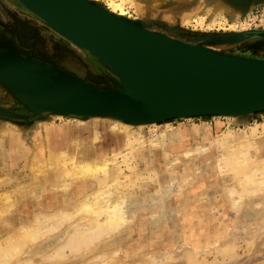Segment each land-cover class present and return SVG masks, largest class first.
Instances as JSON below:
<instances>
[{"label":"rangeland","instance_id":"rangeland-1","mask_svg":"<svg viewBox=\"0 0 264 264\" xmlns=\"http://www.w3.org/2000/svg\"><path fill=\"white\" fill-rule=\"evenodd\" d=\"M89 1L105 7L103 2L106 0ZM223 1L134 0V5L125 3L124 9L133 17L129 19L145 20L151 29L162 31L178 42L201 46L227 57L264 61V42L256 45H253L255 39L251 42H230L235 39L233 33L264 30V0L248 12L231 9L234 18L224 14L222 20L217 19L218 23L209 25L207 10L222 5ZM6 10L12 11L22 40L9 28L8 20L12 18L7 16ZM0 12V31L14 39L17 44L15 50L22 55L59 65L65 72L101 89L121 88V80L104 64L50 28L18 0H0ZM244 13H247L245 17ZM256 17L260 21L262 19L261 26L249 21ZM23 18L28 24L20 25ZM244 26L249 30H240ZM84 120L74 116L35 114L14 92L0 83V143L4 144L3 149L0 147V209L6 205L5 193L11 195V202H19L18 208L3 213L4 217L0 216V243L30 226L39 215L76 207L81 194L87 193L85 186L79 184L63 194L62 202L60 199V203L56 204L53 200L55 194L46 192L48 184L50 190L55 184L53 178L45 182L47 190L39 192L38 199L34 196L33 187L29 188L34 181L36 163L40 161L39 153L52 155V158L55 154L47 149L54 151L59 145L50 132L69 127L71 133L63 139L62 146L69 156L74 148L82 150V143L88 141L92 144L91 153L94 156L104 154L112 158L113 153L126 152L134 142L139 145L140 153L139 158L131 160L128 166L123 164L122 157L118 159L126 174L130 175L131 170L140 174L141 179L136 185L123 189V192L133 191L128 204L129 217L136 213L134 221L120 231L102 233L100 237L97 235L98 238L94 233H87L84 241L91 237H95L96 241L91 238L89 244L85 242L81 248L70 250L66 247L76 227L85 232L92 225L90 219L77 217L58 231L28 243L21 255H17L21 250L12 254L10 259L14 263L10 261V264H264V112L237 117H184L129 124L131 126L122 124L117 128L113 118ZM119 122L122 121L117 122L121 124ZM172 132L185 134V138L162 143L161 134ZM10 136L16 137L13 145L9 143ZM73 141L78 144L75 146ZM152 141L158 142L152 144ZM209 142H216L219 147L209 148L199 157H185L187 150ZM219 156L222 157L223 170L217 166ZM169 164L173 165L171 170L167 168ZM184 176L190 184L195 179L201 184L197 185L195 193H186V187L182 191L187 197H182L180 191L163 199L156 196L159 188L169 189L173 178L179 182ZM93 182L89 183L93 189V185L97 188L102 183L100 180ZM240 186L249 190L247 197L239 209L232 208L228 191ZM23 198L28 201L24 203ZM247 207L251 208V212L245 214L243 210ZM67 231L68 236L63 240L60 236ZM252 232L257 234L252 237ZM8 261L0 263L7 264Z\"/></svg>","mask_w":264,"mask_h":264},{"label":"water","instance_id":"water-1","mask_svg":"<svg viewBox=\"0 0 264 264\" xmlns=\"http://www.w3.org/2000/svg\"><path fill=\"white\" fill-rule=\"evenodd\" d=\"M18 1L50 28L104 64L122 82L119 89H101L9 47L10 54L42 64L54 72L66 73L73 82L67 86L65 102L52 107L35 101L20 87L0 78V83L35 114L74 116L83 120L113 118L128 124H145L184 117H237L264 112V61L227 57L201 46L178 42L140 24L116 18L89 0ZM257 33L264 36V30ZM232 35L235 39L230 42L247 38ZM108 91L122 93L126 98ZM96 98L110 101L113 107L94 105Z\"/></svg>","mask_w":264,"mask_h":264},{"label":"bare ground","instance_id":"bare-ground-1","mask_svg":"<svg viewBox=\"0 0 264 264\" xmlns=\"http://www.w3.org/2000/svg\"><path fill=\"white\" fill-rule=\"evenodd\" d=\"M227 1H231L232 3H228ZM259 2H260V0H250V4H247L249 2L244 1V0H225V1H223L222 5L213 6L209 10H207V12H206V16L208 17L207 22L209 25L216 24V22L218 21L217 19H221L222 17H224L223 16L224 14H226L228 16L230 15L231 19H232V18H234L235 15H234V13H232L231 9H234V10L240 11V12H244V11L248 12V10L251 9L253 6H257ZM103 3L105 4V7L107 9L103 5H101L100 3H97V4L100 6L101 9H104L110 15H112L116 18H119V19L131 21L133 24H140L141 26L145 27L147 30H150L154 33L161 34L164 36L167 35L162 31H155V30L151 29L147 25L145 20H138L136 18H135L136 20L129 19V18H133V17L127 14V12L124 9V6H125V3H129L131 5H134L136 3V2H134V0H106ZM126 17H128V18H126ZM201 18H203V17H201ZM204 24H205V22H204ZM246 29L249 30V28L244 26L240 30H246ZM229 30L240 31V30H237V28L236 29L230 28ZM257 32H259V31H250V32H242V33H234V34L244 35L242 37L247 36V38H243L242 40H247L248 42H251L255 39V43L253 42V45H256V44L264 42V36H262L261 34H259ZM0 41H2V39H0ZM9 47H11V46H8L6 44L4 45L3 42H0V78L1 79L5 80V81H9L12 84L20 87L26 94H28L30 97H32L35 101L41 102V103L45 104L46 106H52V107L54 105L59 106L63 102H65V99L67 98L66 94L68 92L66 90V89H68L67 86H70L71 83H73V82H71V80H69L67 78L68 74L65 75L66 73L63 74L61 71L54 72L50 68H48L42 64L36 63L34 61H30V60L25 61V60L21 59V57L16 55V54H12V53L10 54V52H8ZM12 48H14V47H12ZM257 54H259V53H257ZM261 61H263V60H261ZM53 66L57 69L62 70L60 67H58L59 65L58 66L53 65ZM67 73H69V72H67ZM108 93L113 94V95H117L121 99H124L121 96H125L122 93H117V92H112V91L111 92L108 91ZM125 98H126V96H125ZM97 99L98 98H96L94 105H96V106L99 105L100 107H106V109H108V108L110 109L113 107L112 106L113 104L110 101H108V100L104 101L101 99H98L99 101H97ZM219 115H227V114L225 113V114H219ZM82 121H85V120L82 119ZM115 122H116V124H115L116 128L121 126L122 124L129 125L128 123H124V122H119L121 124H118L117 123L118 120H115ZM129 126H131V125H129ZM124 127L128 128L126 126H124ZM70 133H71V130L69 129L68 126L65 129L60 130L59 132H54V133L50 132L51 137H53V139L55 141H58L59 145L56 148H54V151L50 150V148L47 149V151H49V152L51 151L55 154V155H53L52 158H50V156H52V155L43 156L39 153L38 157H40L39 158L40 161L38 160L36 163V166L34 168V170H35L34 171V181L31 184V187H29V188L33 187L32 190H34V192H36L34 195L36 197V199L40 198V197L37 198L39 192L44 193L48 189V191H46V192H52L53 195L55 194V196H54L55 198H53V195H52V198L56 204L60 203L59 200L62 198L63 194H66V192L70 191L73 187H76L79 184L80 185L82 184L85 186L87 193L81 194L82 197L79 199L78 205L76 207L74 206V208H72V209H70V208L63 209L62 211L60 210L59 212L52 213L49 215H44V214H42L41 216L39 215L38 218L36 217L35 221L30 226L24 227L23 229H21V231L19 233L14 234V235H10L8 238H6L2 243H0V262L1 263L6 261V259H7V261L9 259L7 264L8 263L10 264V261H12L10 259V256L12 254H15V252L21 250L20 253L17 252V255L18 254L21 255L23 250H24L23 248L28 243L33 242L35 240H36L35 242H37L40 240V238H42V237L44 238V236H46L47 234L58 231L59 229H61L66 224L71 223L77 217L82 216V217H85L87 219H90V223L92 225L91 226L89 225V227H87V228H89V230H87L85 227V229L87 230V231L85 230V232H83L84 230L83 231L79 230V229H81V227L80 228L76 227L77 229L75 231H73L74 233L72 232V234H70V236H69L68 246L66 244V246H67L66 248L68 249V247H69L70 250L71 249H77L78 247L81 248L82 243H83V245L85 242H86V244H89L90 242L95 240V239H93L95 237H91L92 241H89V240H91V238H89L88 241L87 240L84 241L85 236L88 235L87 233H89V235H92V233H94L95 236L99 235V237H100V234L103 235L102 233L105 234V233H109V232H113V231H120L125 226H127L128 224H130L132 221L135 220V217H136L135 212H133L132 218L129 217L130 207L128 204L131 201V193L133 191L126 192V190H125V192H123V189H126L130 185H136L138 183V181L141 179L140 174L137 172H134L133 170H131L132 172L130 175L126 174L125 171L122 169V165H121L122 163L120 164L118 162V159H119V157H122L123 164H125L126 166L129 165L131 160H133V159L137 160V158H139V156H140L139 149H138L139 145L137 144V142H134L133 144L131 143L132 145L130 147H128L127 151L124 153L123 152L122 153H120V152L119 153H117V152L113 153L112 158H109L108 156H103L104 154L103 155L101 154L99 156L92 155V153H91V150H92L91 142L90 141L83 142L82 143V150L77 151L78 149L74 148V150L71 151L72 150L71 149L70 151L73 153L71 156H69L66 153L65 147H62V146H64L63 145V139L65 137H69ZM161 135L162 136L160 138H161L162 143L167 142V140H169V141H181L182 139L185 138V134H181V133L179 134L178 132L177 133L172 132L171 134H168V135L163 133ZM57 138H58V140H57ZM15 140H16V137H14V136L9 137V143L10 144L13 145ZM245 140H246V138H245ZM156 142H158V141H152L151 143L157 144ZM73 143L75 146L78 144L77 141H73ZM0 144H1L0 145L1 149H3L4 144L2 142ZM40 146H41V144H40ZM215 146L217 147L218 143H216V142L210 143L209 142L208 144L198 146L196 149H193V148L189 149L185 152V157L187 159L199 157V156L207 153L209 148H212ZM217 162H218L217 163L218 168L220 170H223V163H222L223 161H222L221 156L218 157ZM172 167H173V165L169 164L167 168H168V170H171ZM155 174H154V176H155ZM150 177L151 176H149V178ZM51 178H53L55 180V184L52 185L53 187H51V190H50V184H48L49 187L47 188L45 182ZM94 180H100V181H102V183H100V185H98L97 188H95V186L93 185V187H94V189H93L91 184L89 185V183L93 182ZM150 180L152 181L151 178H150ZM198 182L199 181L197 179H195L190 184V183H188V178H186L185 176L183 177V180L179 181V182L173 178L171 180V183H170L171 188H169V189H166L163 187L159 188L156 191V196H158V197L161 196V199H163L165 196H167L169 194L180 191L182 197H183V195L187 197V195L183 193L182 189H185L186 187H188L185 190V191H187L186 193L192 194L194 191L198 190V189L195 190V188H197V185L199 184ZM199 185H201V184H199ZM45 187L47 188L46 190H45ZM37 188H39V189H37ZM254 188H256V187H254ZM261 188L263 189V186ZM56 190H58V191H56ZM248 191L243 190V188H241V186H240V188L239 187L238 188L237 187L236 188H233V187L230 188L228 191V197L230 200L231 207L239 209L242 206L243 202L245 201V198L247 197ZM5 194L6 195H4V194L3 195L5 196L4 199H5L6 205L0 209V216L1 217H4L3 213L4 214L8 213L9 211L14 210L15 208L19 207L18 206L19 202H11V200H12L11 195L10 194L7 195L8 193H5ZM59 195H61V196H59ZM133 195H134V193H133ZM71 200H73V199H71ZM27 201H28L27 198H23L24 203H26ZM61 202H62V199H61ZM243 211L245 214H248L249 212H251V208L247 207ZM244 218L246 219L247 215H245ZM255 218H257V217L255 216ZM83 222H85V221H83ZM90 227H91V229H90ZM77 232H78V234H76ZM90 232H91V234H90ZM256 232L255 233L252 232L253 233L252 237H254L258 233V232L257 233ZM67 233H68V231L65 232L63 235H61L60 237L62 239L66 238L65 236L67 235ZM61 238H59L58 240H60ZM97 238H98V236H97ZM57 241H54V243H56ZM231 244H232V242H231ZM61 246H63V245H61ZM229 246H231V245H229ZM214 247L216 248V246H214ZM63 248H64L63 250H65V246ZM220 248H222V247H220ZM57 251H59V250L57 249ZM60 252H61V254L64 253V252H62V250ZM205 253H206V251L203 253V255ZM196 254H197V252H196ZM58 255H60V253ZM11 258L14 259L13 257H11ZM15 258H17V256ZM18 264H20V263H18ZM22 264H24V262Z\"/></svg>","mask_w":264,"mask_h":264},{"label":"flooded vegetation","instance_id":"flooded-vegetation-1","mask_svg":"<svg viewBox=\"0 0 264 264\" xmlns=\"http://www.w3.org/2000/svg\"><path fill=\"white\" fill-rule=\"evenodd\" d=\"M244 1H250V0H244ZM12 11L11 10H6V13H7V16L8 17H11L12 19H10V20H8V24H9V28L12 30V32H16L17 34H19V37L21 38V40H22V36H21V34H20V30L18 29V27H17V25H16V22L14 21V17H13V15H12V13H11ZM1 13L2 12H0V16H1ZM26 19V18H25ZM24 18L23 19H21L20 20V25H22L23 23H25V24H28L27 22V20H25ZM25 24H24V26H25ZM31 25V24H30ZM29 28H32L31 26L29 27ZM34 29H36V27L35 28H33V30ZM38 30V29H37ZM40 30V29H39ZM38 30V31H39ZM40 32V31H39ZM0 39H2V41H0V42H3V43H5V44H7V45H9V46H11V47H14L15 48V46H17V44H16V42L14 41V39H12L11 37H8V35L6 36V35H4V33H2L1 31H0ZM25 40V39H24ZM26 42H30V41H27V40H25ZM32 43L35 45L36 43H34V41H32ZM37 44H38V42H37Z\"/></svg>","mask_w":264,"mask_h":264},{"label":"built area","instance_id":"built-area-1","mask_svg":"<svg viewBox=\"0 0 264 264\" xmlns=\"http://www.w3.org/2000/svg\"><path fill=\"white\" fill-rule=\"evenodd\" d=\"M249 21H251V23L252 24H257V23H260V26H261V23H262V19H261V21L258 19V17H256L255 19H253V20H251V19H249ZM260 21V22H259Z\"/></svg>","mask_w":264,"mask_h":264},{"label":"crops","instance_id":"crops-1","mask_svg":"<svg viewBox=\"0 0 264 264\" xmlns=\"http://www.w3.org/2000/svg\"><path fill=\"white\" fill-rule=\"evenodd\" d=\"M5 45V43H3ZM7 45V44H6ZM9 46V45H8Z\"/></svg>","mask_w":264,"mask_h":264}]
</instances>
